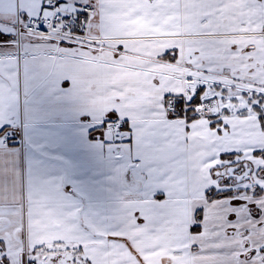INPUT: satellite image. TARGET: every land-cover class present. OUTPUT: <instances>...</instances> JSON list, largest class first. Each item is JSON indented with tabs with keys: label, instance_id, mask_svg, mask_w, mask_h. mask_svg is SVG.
<instances>
[{
	"label": "snow or ice",
	"instance_id": "obj_1",
	"mask_svg": "<svg viewBox=\"0 0 264 264\" xmlns=\"http://www.w3.org/2000/svg\"><path fill=\"white\" fill-rule=\"evenodd\" d=\"M122 2L0 0V112L16 113L0 116V147L11 150L0 154V264H264V0H127L128 19L150 21L144 50L127 33L108 42ZM37 48L104 55L111 75L131 74L108 83L106 103L74 127L142 192L112 215L102 174L85 162L64 190L86 197L100 230L28 247L3 172L27 135ZM73 84L61 80L58 99L71 103Z\"/></svg>",
	"mask_w": 264,
	"mask_h": 264
},
{
	"label": "crops",
	"instance_id": "obj_2",
	"mask_svg": "<svg viewBox=\"0 0 264 264\" xmlns=\"http://www.w3.org/2000/svg\"><path fill=\"white\" fill-rule=\"evenodd\" d=\"M113 7L115 11L109 18L108 42L119 43L121 40L117 37L127 33L125 42L130 47L135 46L137 50L149 47L150 21L144 17L128 19L132 10L125 15L127 0ZM33 51L36 59L28 65V91L32 103L27 113V135L18 152L12 151L10 156L4 157L11 163L3 175L15 181L14 187L22 207L13 220L23 227L26 246L38 243L51 246L58 239L74 243L82 238L88 239L102 227L88 207L86 197L82 202L68 196L64 190V185L80 172L85 162L102 174L98 178L105 181L112 215L119 217L122 210L141 203L142 189L125 179L123 165H117L107 153L79 139L74 127L79 112L93 110L106 103L107 98L99 93L108 83L130 78L131 74L111 75L103 63L107 59L104 55L93 60L89 55L60 56L53 49L37 48ZM140 62L135 56L127 60V63ZM65 78L74 82L73 91L69 94L71 103H65L56 95L59 82ZM10 114L16 113H9L7 107L0 112L3 119ZM23 119L21 113L20 120ZM66 128L70 130L62 134ZM9 151L0 147V154Z\"/></svg>",
	"mask_w": 264,
	"mask_h": 264
},
{
	"label": "built area",
	"instance_id": "obj_3",
	"mask_svg": "<svg viewBox=\"0 0 264 264\" xmlns=\"http://www.w3.org/2000/svg\"><path fill=\"white\" fill-rule=\"evenodd\" d=\"M22 144H23V142H22Z\"/></svg>",
	"mask_w": 264,
	"mask_h": 264
}]
</instances>
